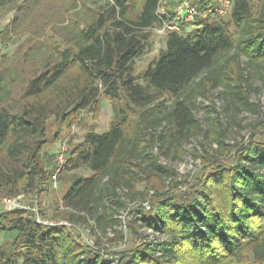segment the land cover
<instances>
[{"label":"trees","instance_id":"trees-1","mask_svg":"<svg viewBox=\"0 0 264 264\" xmlns=\"http://www.w3.org/2000/svg\"><path fill=\"white\" fill-rule=\"evenodd\" d=\"M43 1L0 0V10L13 6L15 29ZM158 1L109 0L84 19L72 14L66 27L54 26L51 43L32 40L0 67V196L47 192L54 171L43 152L48 121L97 110L103 95L113 118L106 132L89 131L67 151L60 216L72 227L125 211L133 239L113 256L116 264H264V127L231 150L218 140V156H199L203 166L191 181L154 154L159 147L183 155L199 131L192 100L218 82L197 80L221 56L230 64L220 74L227 91L240 58L264 63V0H231L225 16L166 32L140 83L134 61L146 52L150 31L173 14L159 17ZM32 32L44 37L41 28ZM80 169L89 174H76ZM141 228L164 239L147 240ZM74 230L37 222L25 209L2 211L0 234L9 239L0 244V264H109L97 243H82Z\"/></svg>","mask_w":264,"mask_h":264},{"label":"rangeland","instance_id":"rangeland-1","mask_svg":"<svg viewBox=\"0 0 264 264\" xmlns=\"http://www.w3.org/2000/svg\"><path fill=\"white\" fill-rule=\"evenodd\" d=\"M109 0H44L35 11L18 26L13 29L12 20L16 15L13 6L9 5L0 10V32L5 31L7 35L0 36V67L8 66L13 57L19 56L25 51L30 41L42 39L51 43L54 39L53 28H64L68 25L69 16L80 14L81 19L91 13L93 9L101 7ZM174 0H167L165 3L166 12H173L177 4L174 1L173 7L170 3ZM191 4L200 6V0H187ZM205 5H213L215 0H201ZM17 6L19 4H16ZM173 14L170 20L173 19ZM169 15V14H168ZM170 16V15H169ZM174 20V19H173ZM179 31L188 32L192 29L189 22H179ZM41 28L44 37L33 35L34 28ZM160 27L150 31L149 45L146 52L134 61V74L140 83H143V74L150 63L157 58L159 51L164 46L165 33L158 31ZM61 42V38H58ZM228 55L221 56L216 64L209 70L202 73L201 79H214L218 82L212 84L205 95H199L192 100L193 114L199 123L198 133L190 140L185 147L183 155L178 158L173 152H161L159 147L154 151L160 163L172 166L179 177V180L191 181L203 166L202 160L198 158L204 154L218 156V140H222L224 145L231 150L232 147L244 144L249 141L251 135L256 130L264 127V83L261 75L264 70V63L253 65L247 63L244 58H240L232 74L230 92L220 83V74L223 68L229 70ZM231 67V66H230ZM204 85H202L203 87ZM195 91H202L197 83L193 85ZM228 89V88H227ZM113 118L112 103L105 96L101 95L97 110H84L77 114H70L64 120L58 121L51 118L47 123L46 144L43 147L45 160L48 155L51 165L53 155L63 147L67 150L72 145L77 144L83 136L94 131L97 134L106 132ZM162 127L155 129L159 133ZM263 130V129H262ZM76 174L88 175L84 169L75 171ZM57 178V188L45 193H24L13 197L0 196V212L5 211V200H18L22 207L32 208L37 204V215L41 220L53 221L56 224L65 225L70 229H75L82 243L94 245L97 243L99 249L108 256L109 264H116L117 253L128 250L131 247L133 236L129 233L126 222L128 221L125 211H118L111 220H101L100 222L89 220L85 223H77L70 226L68 220L61 217L65 212L61 207V196L66 190V182ZM167 185L168 180L164 182ZM185 186H180V191L185 192ZM119 194L126 199L125 191ZM148 209L147 203L143 204ZM8 211V210H7ZM29 211V210H28ZM139 233L147 240H163L164 237L151 230L141 228ZM9 238L4 233L0 234V244L5 243Z\"/></svg>","mask_w":264,"mask_h":264},{"label":"built area","instance_id":"built-area-1","mask_svg":"<svg viewBox=\"0 0 264 264\" xmlns=\"http://www.w3.org/2000/svg\"><path fill=\"white\" fill-rule=\"evenodd\" d=\"M167 0H159L158 1V8H157V15L159 17H168V13L166 12L165 3ZM231 7V0H215L213 5H204L203 7H199L196 5L191 4L187 0H178L172 21L165 20L162 26L158 29L163 33L168 31H179L180 26L178 25L179 22H192L196 18H200L206 15H215V16H225ZM67 149L63 147L59 152H57L53 159L52 164L54 166V171L50 176L51 187L52 189L57 188V178L59 174L62 172L64 165L66 163V153ZM4 202V209L5 211H12L16 209H25L31 212H34L37 215V204H34L32 208L30 207H22L18 200H5ZM37 222H40L44 225H57L56 222L41 220L37 216ZM60 225V224H58Z\"/></svg>","mask_w":264,"mask_h":264}]
</instances>
